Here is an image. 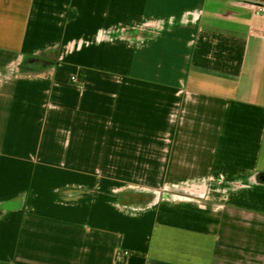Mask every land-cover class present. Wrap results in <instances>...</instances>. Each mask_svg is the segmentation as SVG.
<instances>
[{
  "label": "crops",
  "instance_id": "obj_1",
  "mask_svg": "<svg viewBox=\"0 0 264 264\" xmlns=\"http://www.w3.org/2000/svg\"><path fill=\"white\" fill-rule=\"evenodd\" d=\"M264 0H0V264H264Z\"/></svg>",
  "mask_w": 264,
  "mask_h": 264
},
{
  "label": "built area",
  "instance_id": "obj_2",
  "mask_svg": "<svg viewBox=\"0 0 264 264\" xmlns=\"http://www.w3.org/2000/svg\"><path fill=\"white\" fill-rule=\"evenodd\" d=\"M260 10H261L262 12H264V6H263V7H261V8H260Z\"/></svg>",
  "mask_w": 264,
  "mask_h": 264
}]
</instances>
